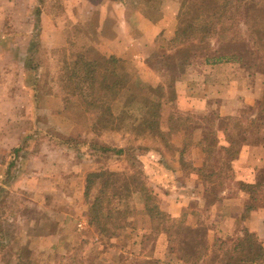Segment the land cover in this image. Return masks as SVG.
Masks as SVG:
<instances>
[{
	"label": "rangeland",
	"instance_id": "1",
	"mask_svg": "<svg viewBox=\"0 0 264 264\" xmlns=\"http://www.w3.org/2000/svg\"><path fill=\"white\" fill-rule=\"evenodd\" d=\"M176 1L179 7L175 20L177 29L185 0ZM163 2L151 10L144 0H119L115 4L118 9L132 13L133 27L139 26L142 20L156 17L164 9ZM245 4L243 15H252L259 21L260 33L249 29L253 27L252 22L247 24L238 19L235 31L239 35L229 40L240 41L239 47L250 61L252 71L258 72L264 89V0H247ZM77 7L78 0H0V187L5 189L0 194V226L5 238L0 249V264H209V251L199 260L184 262L178 246L170 243L167 233L144 228L142 223L148 222L144 221L147 218L139 196L133 199L136 209L127 222L109 223L107 232L90 225L88 207L99 193L96 186L86 195V179L91 172L141 173L146 167L147 172H151L148 174L151 183L148 176L144 177L159 195L162 191L159 185L163 182L160 179L164 178L162 173L152 172L151 162L161 160L158 157L164 155L165 150L174 149L143 126L137 127L133 120L122 117L116 101L111 99H104L98 110L106 115L108 127L95 133L93 120L97 111L86 110L77 97L68 92L66 67L76 53L97 59L103 65L106 63L112 52L109 34L107 37L101 33L110 22L106 20L102 26L99 19L77 21L79 17L71 12ZM72 21L75 23L71 24ZM36 39L39 49L31 62L32 53L28 49ZM214 41H218L216 37L211 39V46ZM170 42L171 39L160 35L155 51L144 61L139 57L136 60L133 55L120 57L123 59L120 71L131 89L136 87L137 81L160 82L175 74L181 77L183 73L178 70L171 73L168 67L160 68L163 63H180ZM194 56L188 58L186 65ZM34 65L37 69H31ZM243 66L248 68L246 64ZM261 101L264 99L244 110L236 120L232 119L231 124L241 128L240 139L245 129L264 127ZM170 103L173 102L163 106V126L169 123V113L180 116ZM255 110L258 116L251 118ZM208 127V131H212L211 125ZM63 137L71 138V142L76 140L77 144L70 145ZM103 144L123 148L125 152H106ZM18 146L20 151L15 153ZM219 156L216 152L213 161ZM231 170L227 163L221 175L224 186L217 189L219 198L227 187ZM258 180L264 183V169ZM163 189L167 191L168 187ZM259 191L258 205H262L264 187ZM207 193L206 206L200 207L194 200L185 209L179 217L183 224L202 230L210 228V224L205 223L211 219L206 211L216 198L211 192ZM113 202L105 206L119 203ZM245 221L227 238L208 231L209 243L242 236ZM163 236L167 238V252L156 248ZM260 239L264 244V237Z\"/></svg>",
	"mask_w": 264,
	"mask_h": 264
},
{
	"label": "trees",
	"instance_id": "2",
	"mask_svg": "<svg viewBox=\"0 0 264 264\" xmlns=\"http://www.w3.org/2000/svg\"><path fill=\"white\" fill-rule=\"evenodd\" d=\"M114 1L118 2L119 0ZM160 1L162 0H144V4L147 9L151 10L156 8ZM246 2L247 0H185L177 29L170 42L172 47L176 49L175 52L180 63H163L160 68L168 67L171 73L175 70L184 73L188 58L194 56L198 51L209 49L212 38L216 37L218 41H226L238 36L239 33L235 31L238 29L236 27L238 19H243L247 24L249 21L252 22L253 27L249 26V29L252 28L254 32L260 33L259 21L254 19L252 15H243ZM38 49L37 39L33 40L28 49V52L32 53L29 58L31 62L34 61V54ZM171 58L166 57L168 60ZM166 59L164 61H167ZM122 62V58L113 54L107 57L104 65L97 59H88L79 53L74 54L66 67L68 92L76 96L86 110L97 111V116L93 120L95 133H99V130L108 127L106 115L98 110L104 99H111L116 101L122 117L133 120L137 127L143 126L148 132L161 138L168 147L172 148L170 144L172 132L179 128L182 117H174L171 114L169 118L171 129L166 131L163 129L162 111L166 103L174 102L177 98L175 85L179 78L178 75H170L160 82L150 80L149 83H142L137 81L136 87L131 89L130 84L120 71ZM31 69H37V65ZM35 96H38L36 91ZM259 104L260 110L263 111L264 101L259 102ZM63 138V141L70 145L77 144L76 140L71 142V138H67V140L66 137ZM204 142L206 143L204 150L208 158L200 171L204 176V183H208L207 191L214 194L216 200H219L221 197L219 198L217 189L224 186L221 177L222 171L227 163L228 167L232 168L230 161L236 158L238 153L237 144L235 145L237 142L223 149L225 156L218 153L217 139L213 131L206 133ZM20 148L18 146L14 149L15 153H18ZM102 148L106 152H114L115 154L125 152L123 148L105 144L102 145ZM216 152L220 156L213 161ZM161 161L164 162V165L151 162V166L160 173H163L162 170H164H159L160 167L166 168L167 174H162L164 179H160L163 182L159 185L165 187L166 183L174 182L177 178L172 180L168 177H171L173 168L168 165L166 159ZM144 175L148 176L150 181L151 176L148 175L146 167L141 173H125L113 170L91 172L86 179V195L89 196L96 186H99V193L88 207L90 225L97 226L101 232H107L109 223L128 221L136 209L133 205V199L135 196H139L140 201H142V211L147 218L144 221L148 222L142 223V226L144 228L149 227L146 228L149 230L151 228V230L157 229L159 232L167 233L170 243H175L178 246L177 248L182 255L180 258L184 262L199 260L205 252L209 251V264H264V244L259 236L250 231L248 227H244L242 236L234 240L233 238L219 239L210 244L208 228L202 230L187 226L183 224L182 220L171 216L161 208L159 195L151 189ZM261 182L258 180L254 184H241V187L249 193L241 215L243 220H246L252 211L258 209L257 197L261 195L259 188L264 187V183ZM4 192L5 189L0 187V194ZM164 192H166L165 189ZM116 200L119 202L117 205L105 206V203L113 205V201ZM4 241V229L0 226V249L3 247ZM170 249L173 251V246Z\"/></svg>",
	"mask_w": 264,
	"mask_h": 264
},
{
	"label": "crops",
	"instance_id": "3",
	"mask_svg": "<svg viewBox=\"0 0 264 264\" xmlns=\"http://www.w3.org/2000/svg\"><path fill=\"white\" fill-rule=\"evenodd\" d=\"M177 3L176 0H164V9L156 17L144 18L139 26L133 27L132 13L118 9L114 0H78L77 10L71 12L81 22L99 19L98 23L103 26L109 20V27L101 34L107 37L109 34V50L112 54L118 57L133 55V58L139 57L140 61H144L155 51L160 35L166 36L168 40L174 36L179 10ZM169 6L172 10H169ZM74 23L75 21L71 22ZM239 43L238 40L214 41L209 49L200 51L191 58L186 72L176 81L177 98L170 103L175 105L182 117L179 128L172 129L170 144L174 151L165 150L164 155L160 154L158 157V160L166 159L173 168L171 177H168L172 180L177 178L169 183L170 186L165 184L168 187L166 192L160 186V206L171 216L179 218L194 200L200 207L206 206L204 203L208 183H204L200 169L208 158L204 150L208 125H211L216 135V148L222 156H225L223 149L234 142H240L237 145L235 143L238 153L230 161L232 170L227 187L222 191L221 199L213 202L206 211L211 217L205 222L210 224L209 232H217L225 238L233 235L238 224L243 222L241 215L249 193L241 184L256 183L260 171L264 169V127L247 128L244 137L240 139L241 128L231 124L232 119L264 99L263 82L258 80V72L249 67L251 63L246 60ZM245 64L248 68L243 66ZM257 116L258 110H255L251 118ZM163 129L170 130V123L164 125ZM161 160L155 163L164 165ZM152 170L155 173L153 167ZM159 170L163 171L162 174H167L166 168L160 167ZM147 173L151 174L150 171ZM245 226L260 238L264 237V203L251 212ZM159 239L156 248L167 252V238L163 236ZM68 240L66 237V243Z\"/></svg>",
	"mask_w": 264,
	"mask_h": 264
}]
</instances>
